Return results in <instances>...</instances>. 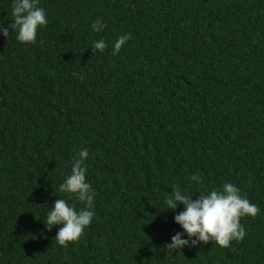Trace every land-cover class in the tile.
<instances>
[{
  "label": "trees",
  "instance_id": "trees-1",
  "mask_svg": "<svg viewBox=\"0 0 264 264\" xmlns=\"http://www.w3.org/2000/svg\"><path fill=\"white\" fill-rule=\"evenodd\" d=\"M11 4L0 0L5 28ZM40 6L36 44L0 35V264H264V0ZM81 148L95 216L62 247L43 219L58 198L84 207L59 190ZM226 182L260 208L241 218L245 238L168 252L184 206L165 198Z\"/></svg>",
  "mask_w": 264,
  "mask_h": 264
},
{
  "label": "clouds",
  "instance_id": "clouds-1",
  "mask_svg": "<svg viewBox=\"0 0 264 264\" xmlns=\"http://www.w3.org/2000/svg\"><path fill=\"white\" fill-rule=\"evenodd\" d=\"M12 23L7 27L0 25V35L14 37L23 44H36L38 30L48 24L47 12L40 6V0H12ZM107 24L102 19L92 23V31L103 32ZM9 29L14 32L10 35ZM132 38L131 33L121 34L113 44L112 54H119L121 48ZM108 47L104 39L94 40L93 53L104 52ZM89 158V150L81 148L73 159L70 174L59 185L60 192L74 196L76 201L84 205L77 210L74 203L58 198L51 210L47 209V216L43 219L46 231L55 226L57 230L55 240L62 247H68L70 242L81 238L95 216L94 204L96 193L87 181V167L85 161ZM191 181L203 184L201 176L193 175ZM166 209L176 211L183 205V211L174 216V222L183 231L177 232L166 243L168 252L181 251L185 247H198L201 243L215 242L220 247H229L232 241H241L246 236V229L241 224L243 217H255L260 208L241 195V190L234 183H224L219 189H212L193 199L180 188H175L172 195L165 198ZM165 209V210H166Z\"/></svg>",
  "mask_w": 264,
  "mask_h": 264
}]
</instances>
